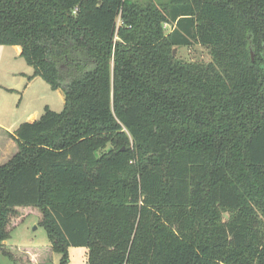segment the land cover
Masks as SVG:
<instances>
[{"label":"trees","instance_id":"trees-1","mask_svg":"<svg viewBox=\"0 0 264 264\" xmlns=\"http://www.w3.org/2000/svg\"><path fill=\"white\" fill-rule=\"evenodd\" d=\"M0 45L64 95L8 132L0 254L31 207L59 264H264V0H0Z\"/></svg>","mask_w":264,"mask_h":264},{"label":"rangeland","instance_id":"rangeland-1","mask_svg":"<svg viewBox=\"0 0 264 264\" xmlns=\"http://www.w3.org/2000/svg\"><path fill=\"white\" fill-rule=\"evenodd\" d=\"M168 30L170 26L165 25V31ZM175 54L186 60L208 61L210 59L208 50L197 43L177 46ZM32 70V67L19 55L15 45H0V122L4 127H10V130L24 121L39 118L45 106L53 111H60L63 108V91L51 89L49 84L40 77L30 81L28 76L32 74ZM30 113L33 118L28 119L27 116ZM0 143L4 148L0 163H4L7 161L5 159L15 153L17 146L9 134L2 131H0ZM17 208L22 210L18 216L11 219L14 222L9 227V237L4 243L12 247L8 248L15 251L18 256L25 255L20 247L26 248L28 253L32 251L37 255L29 254V259L23 258L22 264H59L61 253L51 250L46 230L40 223L41 216L38 209ZM66 252V264H86V247L69 246ZM0 264L15 263L8 255L1 253Z\"/></svg>","mask_w":264,"mask_h":264},{"label":"crops","instance_id":"crops-1","mask_svg":"<svg viewBox=\"0 0 264 264\" xmlns=\"http://www.w3.org/2000/svg\"><path fill=\"white\" fill-rule=\"evenodd\" d=\"M15 48L17 49V52L20 53V47L17 46V45H15ZM31 114H32V113H30V114L27 116L28 119L33 118V117L31 116ZM32 120H33V119H32ZM13 130H14V129H13ZM13 130H10V127H4V125H1V122H0V131L4 132L5 134H8V132H12ZM3 150H4L3 145L0 143V160H1V158H2V154H4ZM10 157H11V156H10ZM10 157H9V158H10ZM9 158H8V159H9ZM8 159H5V160H8Z\"/></svg>","mask_w":264,"mask_h":264},{"label":"water","instance_id":"water-1","mask_svg":"<svg viewBox=\"0 0 264 264\" xmlns=\"http://www.w3.org/2000/svg\"><path fill=\"white\" fill-rule=\"evenodd\" d=\"M173 53H175V50H173Z\"/></svg>","mask_w":264,"mask_h":264}]
</instances>
